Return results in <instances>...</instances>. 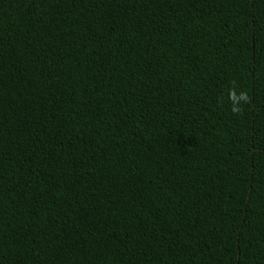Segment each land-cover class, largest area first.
I'll return each mask as SVG.
<instances>
[{
    "label": "trees",
    "instance_id": "16d2710c",
    "mask_svg": "<svg viewBox=\"0 0 264 264\" xmlns=\"http://www.w3.org/2000/svg\"><path fill=\"white\" fill-rule=\"evenodd\" d=\"M0 264H264V0H0Z\"/></svg>",
    "mask_w": 264,
    "mask_h": 264
},
{
    "label": "clouds",
    "instance_id": "9594fccd",
    "mask_svg": "<svg viewBox=\"0 0 264 264\" xmlns=\"http://www.w3.org/2000/svg\"><path fill=\"white\" fill-rule=\"evenodd\" d=\"M232 98L234 100V106H233V111H239V104L240 102L246 101L247 97L244 93H235L233 92Z\"/></svg>",
    "mask_w": 264,
    "mask_h": 264
}]
</instances>
